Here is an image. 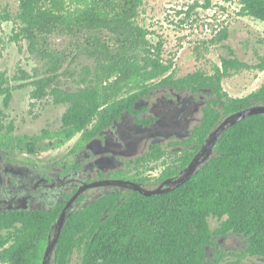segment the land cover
<instances>
[{
    "label": "trees",
    "instance_id": "obj_1",
    "mask_svg": "<svg viewBox=\"0 0 264 264\" xmlns=\"http://www.w3.org/2000/svg\"><path fill=\"white\" fill-rule=\"evenodd\" d=\"M239 3L242 16L264 22V0ZM141 4L142 0H20L16 16L19 36L29 39L31 47L47 46L49 36L56 31L105 30L121 38ZM11 19L9 14L0 15V21ZM227 39L228 31L223 30L219 40ZM105 47L99 44L93 49L107 53ZM101 65L95 73L89 72L92 79L86 87L57 94V103L68 105L59 130L19 138L29 152L35 153L41 141H48L46 150L60 149L80 136L72 149L78 153L123 113L140 114L142 110L136 109L140 98L160 87L207 93L210 100L200 125L189 139L178 143L182 146L179 165L169 166L162 181L193 162L209 135L224 121L245 109L264 106V83L243 98L231 97L223 87L226 78L243 70L264 72V57L250 66L232 51L212 74L197 71L183 78H175L173 64L159 57H123L109 66ZM6 82L0 75V97L8 108L16 88L5 87ZM3 114L0 110V117ZM13 131V125L7 134L0 130V148L13 149ZM166 155L161 145L152 146L137 165L157 163ZM63 207L53 212L1 216L0 264H44L53 226ZM211 218L219 221L215 231ZM230 233L248 239L246 251H217L210 259L209 250L216 247V238ZM76 251L81 253V264H244L247 257L264 258V115L252 116L228 130L213 158L180 188L154 197L133 192L124 201L120 195L107 196L73 213L53 250V264H70ZM228 256L235 260H226Z\"/></svg>",
    "mask_w": 264,
    "mask_h": 264
},
{
    "label": "rangeland",
    "instance_id": "obj_2",
    "mask_svg": "<svg viewBox=\"0 0 264 264\" xmlns=\"http://www.w3.org/2000/svg\"><path fill=\"white\" fill-rule=\"evenodd\" d=\"M19 8L20 0L0 1V15L12 17L10 21H0V75L7 80L5 87L16 88L10 107L6 108L3 96L0 97V110L4 113L0 117V130L7 134L8 128L14 126L10 134L12 165L28 166L33 177L47 173L56 179L64 167L72 169L75 165L83 173L89 159L97 157L89 149L84 153L72 152L80 136L60 149L46 150L48 141L38 142L35 153L29 152L19 138L39 136L43 130H59L68 105L58 104L57 94L86 87L92 79L89 72L95 73L100 62L106 67L123 57H159L164 63L173 64L175 78H183L197 71L212 74L223 58L231 57L232 51L250 66L259 64L264 57V22L242 16L239 0H142L137 17L121 38L105 30H82L74 34L56 31L49 36L45 47H31L29 39L19 36L20 22L16 20ZM223 30L228 31V39L220 41ZM99 44L109 51L93 49ZM263 83L264 72L243 70L226 78L223 87L231 97L243 98ZM209 100L207 93H178L170 87H160L141 97L136 109L143 112L137 120L133 116L130 119L138 124L142 119L153 121L159 128L131 141L121 137L118 126L112 127L110 141L123 144V148L111 157L114 162L107 171L154 180L165 166H178L182 150L178 143L189 139L200 125ZM161 116L166 118L157 122ZM154 142L160 143L167 155L158 163L137 165V160L149 152ZM210 225L214 229L219 221L211 218ZM216 242V247L209 250L210 259L217 251L240 254L248 247V239L234 233L217 237ZM226 260L235 258L228 256ZM243 263L264 264V258L247 257ZM70 264H81L80 252L73 254Z\"/></svg>",
    "mask_w": 264,
    "mask_h": 264
},
{
    "label": "flooded vegetation",
    "instance_id": "obj_3",
    "mask_svg": "<svg viewBox=\"0 0 264 264\" xmlns=\"http://www.w3.org/2000/svg\"><path fill=\"white\" fill-rule=\"evenodd\" d=\"M140 114L123 113L119 120H116L113 125L104 130L100 136L91 140L81 150L83 153L87 149L92 150L93 154L97 156L94 159H89L90 162L85 165L83 173L79 165H75L71 167L72 169L64 167L57 174L56 179L47 173L42 175L39 173L38 176L33 177L29 174L28 166L12 165V153L9 148H0V217L20 212H53L62 205L64 207L61 216L63 217L64 214L72 215L98 199L120 195L121 200L124 201L134 192L131 189L119 187L118 183H138L145 188L146 186H157L156 188H158L164 181L178 175L181 171L170 178L159 181L165 170L171 165L165 166L160 176L154 180L136 179L131 176L117 177L116 174L124 172L112 174L107 171V168L112 166L114 162L111 157L118 155V151L123 148V144L110 141L109 130L112 127L118 126L121 137L131 141L139 140L143 138L146 132H153L159 128L153 121L149 123L146 120L148 126H144L146 122L141 120L139 124L133 123L130 118L133 116L137 120ZM165 118L161 116L157 122ZM155 145H160V143L151 144L149 151ZM93 185L97 186L90 188ZM91 191L94 192L91 193ZM0 234L2 233L0 232ZM3 234L6 235L8 232ZM53 255L50 264H53Z\"/></svg>",
    "mask_w": 264,
    "mask_h": 264
},
{
    "label": "water",
    "instance_id": "obj_4",
    "mask_svg": "<svg viewBox=\"0 0 264 264\" xmlns=\"http://www.w3.org/2000/svg\"><path fill=\"white\" fill-rule=\"evenodd\" d=\"M256 115H264V106H257V107H251L245 109L235 114L232 118L224 121L209 135L201 151L194 158L193 162H191L185 169H183L175 177L164 181L163 184L160 185L158 188L148 189L138 183H128V182L118 183V186L123 187L125 189H131L134 192H139L140 194L147 197L161 196L180 188L182 185L188 182L192 177H194L200 171V169L213 158L220 139L224 136V134L228 130H230L232 127L236 126L240 122ZM96 186L97 185H93L90 186V188ZM70 217L71 214H64L63 217L61 216L54 224L53 226L54 233H53V237L50 239V242L46 250V260L44 264H50L52 260L53 250L56 248L58 244V239L63 231L66 222ZM217 228L218 227L211 229L212 231H215Z\"/></svg>",
    "mask_w": 264,
    "mask_h": 264
}]
</instances>
